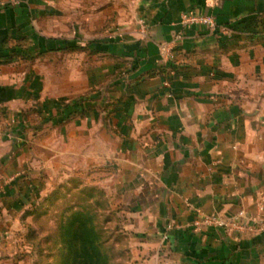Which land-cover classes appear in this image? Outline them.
<instances>
[{"label": "crops", "instance_id": "1", "mask_svg": "<svg viewBox=\"0 0 264 264\" xmlns=\"http://www.w3.org/2000/svg\"><path fill=\"white\" fill-rule=\"evenodd\" d=\"M136 3L101 35L100 0H0V247L45 188L91 171L137 264H264V232L195 227L264 224V0Z\"/></svg>", "mask_w": 264, "mask_h": 264}, {"label": "rangeland", "instance_id": "2", "mask_svg": "<svg viewBox=\"0 0 264 264\" xmlns=\"http://www.w3.org/2000/svg\"><path fill=\"white\" fill-rule=\"evenodd\" d=\"M131 3L130 6V0H100L101 35L121 29L136 15V0ZM103 88L105 85L102 83L98 91ZM91 94L93 91L89 90L83 97L89 98ZM74 111L77 114L78 110ZM71 116L73 112L67 115V119ZM91 178V171L83 174L73 172L66 184L45 188L47 192L28 208L38 207L37 211L26 216V210L17 228L4 236L2 242L6 246L0 247V264H62L61 254L46 256L43 250L58 240L61 225L75 210H85L94 215L104 242L103 249L109 254L111 264H137L133 259L131 241L125 235L124 219L120 213L114 212L105 189Z\"/></svg>", "mask_w": 264, "mask_h": 264}, {"label": "trees", "instance_id": "3", "mask_svg": "<svg viewBox=\"0 0 264 264\" xmlns=\"http://www.w3.org/2000/svg\"><path fill=\"white\" fill-rule=\"evenodd\" d=\"M34 208L28 209L25 215L35 213L38 207ZM103 243L94 215L85 210H75L61 225L58 240L43 251L46 256L61 254L62 264H111Z\"/></svg>", "mask_w": 264, "mask_h": 264}, {"label": "built area", "instance_id": "4", "mask_svg": "<svg viewBox=\"0 0 264 264\" xmlns=\"http://www.w3.org/2000/svg\"><path fill=\"white\" fill-rule=\"evenodd\" d=\"M44 1V0H41ZM182 25L184 30L190 29L194 26H202L209 31H215L218 27L216 19L212 15L186 13L182 17ZM185 37V32L177 35L176 41L182 40ZM172 48L168 46L163 47V51L168 54L170 61L174 60V54L171 52ZM259 209L263 210V204H258ZM197 229L215 228L225 231H236L243 234L258 235L264 232V224H258L256 219L250 218L245 212H240L232 218H220L216 215L206 216L202 220L195 223Z\"/></svg>", "mask_w": 264, "mask_h": 264}]
</instances>
